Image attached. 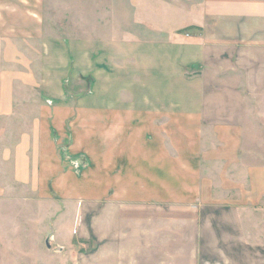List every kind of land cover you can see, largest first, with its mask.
I'll return each mask as SVG.
<instances>
[{"label": "crops", "instance_id": "obj_1", "mask_svg": "<svg viewBox=\"0 0 264 264\" xmlns=\"http://www.w3.org/2000/svg\"><path fill=\"white\" fill-rule=\"evenodd\" d=\"M75 1L0 0V202L34 190L35 161L52 175L43 96L73 73L102 77L91 109L107 197H93L98 247L76 264H264V0L147 4L157 16H139L142 35L112 29L106 47ZM67 26L91 40L53 37Z\"/></svg>", "mask_w": 264, "mask_h": 264}, {"label": "rangeland", "instance_id": "obj_2", "mask_svg": "<svg viewBox=\"0 0 264 264\" xmlns=\"http://www.w3.org/2000/svg\"><path fill=\"white\" fill-rule=\"evenodd\" d=\"M52 2L62 6L67 3L74 7L76 5L75 0ZM78 2H82L85 8L84 23L92 18L99 21L98 36H94L100 37V46L106 47L104 44L113 38L112 29L115 30V38L124 31H131L135 36L142 35L139 16L147 13L153 19L157 16L155 12L145 10L147 4L151 9H155V5L188 9L187 7L194 6L200 0H77V4ZM67 27V32H52L53 37L62 35L61 40L67 42L69 47L74 45V40L81 37V34L91 40L93 33L90 29L89 32L77 33L74 26ZM95 55L98 59L103 53L95 50ZM97 79L91 75L73 73L64 81L65 88L61 96H43V100L52 109L51 144L48 145L52 153L49 160L41 159L40 163L50 165L52 175H36L39 160L35 161L37 167L31 172L33 174L24 177L25 180L30 179V187L34 190L21 187L23 191L18 195L23 202L20 201L19 205L15 198L0 202V264L84 263L86 258L92 257L93 250L97 249L91 219L94 211L99 208L93 204V197L100 195L106 201L109 177L108 160L104 156L107 146L103 145L105 151H100V148L97 150L95 139L98 129L92 126L98 121L96 113L91 109L93 102H96L91 96L93 89L99 86L101 104L102 94H107V79ZM104 117L106 112H101L100 124L103 121L106 124V120H102ZM106 132V127H101L100 136L106 135ZM43 145L47 152V145ZM98 184L103 191L94 188ZM45 203H49V207ZM32 210L35 219L31 216ZM29 216L31 217L27 219ZM31 218L36 224L32 223ZM68 229L73 232V236L67 242L62 237L68 236ZM51 232L55 234L54 240L50 239ZM62 242L65 248H60L59 243Z\"/></svg>", "mask_w": 264, "mask_h": 264}, {"label": "water", "instance_id": "obj_3", "mask_svg": "<svg viewBox=\"0 0 264 264\" xmlns=\"http://www.w3.org/2000/svg\"><path fill=\"white\" fill-rule=\"evenodd\" d=\"M47 245H48V246H50V243H49V241H47Z\"/></svg>", "mask_w": 264, "mask_h": 264}]
</instances>
